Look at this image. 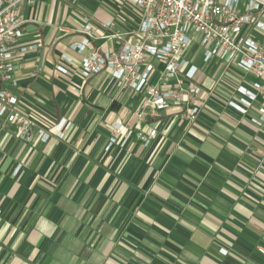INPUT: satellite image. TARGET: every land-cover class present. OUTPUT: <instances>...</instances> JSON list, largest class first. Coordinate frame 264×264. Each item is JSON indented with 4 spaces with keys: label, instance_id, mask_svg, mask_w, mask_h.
I'll return each instance as SVG.
<instances>
[{
    "label": "crops",
    "instance_id": "crops-1",
    "mask_svg": "<svg viewBox=\"0 0 264 264\" xmlns=\"http://www.w3.org/2000/svg\"><path fill=\"white\" fill-rule=\"evenodd\" d=\"M133 18L117 0L23 7L18 44L38 48L14 66L18 109L50 131L71 126L46 143L0 132V264H264V124H252L255 107L228 105L256 80L195 59L197 121L178 108L139 121L141 96L107 71L80 76L81 58L115 48L110 36ZM79 44H89L81 55L69 49ZM113 124L122 131L109 144Z\"/></svg>",
    "mask_w": 264,
    "mask_h": 264
},
{
    "label": "built area",
    "instance_id": "built-area-1",
    "mask_svg": "<svg viewBox=\"0 0 264 264\" xmlns=\"http://www.w3.org/2000/svg\"><path fill=\"white\" fill-rule=\"evenodd\" d=\"M131 7L133 19L126 21L127 31L110 36L116 47L109 51H90L81 58L80 76L87 80L107 71L110 83L117 89L128 88L141 96L136 112L139 121L155 116L157 112L178 108L180 121H197L204 102L203 88L192 64L200 50L203 65L212 61L224 71L234 69L256 80L248 90L236 87V102L229 107L246 115L254 109V126L264 124V3L257 0H117ZM34 0H0V132L5 127L15 129L20 140L29 142L33 136L46 143L51 136L63 139L70 128L69 122L50 131L30 115L18 109L19 99L12 92L17 81L14 66L24 56L37 50V45L20 46L23 36V7ZM83 34L93 38L90 19L84 17ZM111 24H105L110 28ZM193 46L197 47L194 52ZM89 44L70 46L81 55ZM60 60L71 65L72 58L62 54ZM192 64V65H191ZM56 70L64 75L62 66ZM263 98L259 104L258 96ZM113 144L122 126H111ZM258 251L264 256V250ZM222 256L227 250L220 249Z\"/></svg>",
    "mask_w": 264,
    "mask_h": 264
},
{
    "label": "rangeland",
    "instance_id": "rangeland-1",
    "mask_svg": "<svg viewBox=\"0 0 264 264\" xmlns=\"http://www.w3.org/2000/svg\"><path fill=\"white\" fill-rule=\"evenodd\" d=\"M193 48L195 49L194 50V52H196L197 51V47L196 46H193ZM200 50H198V54H197V57H196V60H199V54H200ZM239 74H241V75H243V73H241V72H238ZM245 78L248 80L249 78H251L250 76H245ZM112 129V128H111Z\"/></svg>",
    "mask_w": 264,
    "mask_h": 264
}]
</instances>
